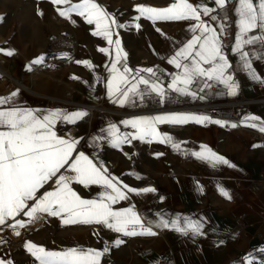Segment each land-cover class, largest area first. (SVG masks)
<instances>
[{
    "label": "crops",
    "instance_id": "obj_1",
    "mask_svg": "<svg viewBox=\"0 0 264 264\" xmlns=\"http://www.w3.org/2000/svg\"><path fill=\"white\" fill-rule=\"evenodd\" d=\"M80 2L68 0L66 4L53 5L51 0H0V67L34 68V89L51 95H60L69 89L72 90V98L80 102L69 107H45L43 99L38 96H29L25 103H18V94L14 105L3 107H26L41 113L60 109L71 113L84 112V104L112 103V112L93 119L88 126L58 121L54 131L60 137L77 141L73 156L84 153L93 163L102 164L107 173L115 178L127 199L113 204L114 209L133 207L143 218L145 226L161 216L165 219L180 217L181 224L183 218L188 217L202 224V234L193 236L189 232L181 235L170 229L152 226L156 235L123 236L95 224H62L61 217H52L47 213H38L36 219L30 220L21 212L0 225V260L10 261L11 264H38L25 249V242L53 251L72 247L102 250L104 243L108 242L109 251L102 256L101 264H264V252H261L264 249V147L259 139L262 133L243 123L244 118L250 115L264 120V104L254 101L264 96V84L250 79L239 64V56L232 52L237 31L234 13L237 0H228L223 9L218 8L214 0H189L194 6L203 4L216 9L209 16L202 15V19L216 30L231 65L228 74L239 85L236 95H228L223 85L214 91L201 93L206 79L199 78L197 86H190L194 96L167 89L172 74L179 71L167 60L191 39L189 28L195 21L158 20L153 23L144 17L134 19L139 16L137 5L163 8L173 0H95L118 24L125 25L123 28L113 27L112 39L121 41L120 48L125 55L117 67L122 71L126 65L131 70L130 83L137 69L152 68L154 72L162 71L170 76L168 80L158 77L165 88L163 101L155 93L153 97L130 94L129 101L123 106L113 102L114 98H109L107 92L108 68L116 59V45H109L103 37L93 35L95 24L88 25L84 17L74 12L67 18L58 14L57 9L70 8ZM211 16H216V20H212ZM221 17H225L228 23L225 24ZM137 24L139 29L135 26ZM228 26L230 32H226ZM65 30L70 32L69 37L63 36ZM250 35H259V32ZM100 48H107L108 52H101ZM244 50L264 54V47L259 43L247 45ZM7 51L13 54L6 55ZM50 52L67 55L69 62L51 68L46 62ZM40 57H43L40 64L32 63ZM142 58H146L148 63H139ZM78 61H88L91 67ZM252 63L264 78V60L253 59ZM1 68L9 77L10 74ZM144 75L152 78L146 73ZM5 84L0 79V97L16 91L8 90ZM138 88L143 91L145 86L139 85ZM171 94L181 95L185 100L173 99ZM233 101L239 103V119L229 123V126L188 122L180 124L184 126L183 130L172 131L166 128L167 123L157 125L159 132L180 144L178 150L168 143H160L159 139L149 142L148 139L141 141L129 137L130 142L119 147L110 143V125H115L120 135L135 134V129L125 126L123 121L177 113L209 116L205 112L173 108L186 103ZM232 124L237 127H231ZM201 145L223 156L234 167L213 166L190 154L200 151ZM177 152L189 153L191 158L183 162ZM106 161L113 163V170L108 168ZM61 174L74 175L67 168L62 169ZM70 186L84 199H97L104 191L99 185L85 187L73 182ZM149 187L155 191L139 194L127 191V188L140 190ZM221 187L229 192L230 199L220 194ZM54 188V181H50L40 194ZM28 203L32 204L31 201ZM16 220L25 224V227L16 229L20 235H16L12 227ZM161 230L164 232L160 233ZM7 238L11 239L3 240ZM117 238L124 242L119 247L112 246ZM146 244L152 247L153 253L141 257L138 248Z\"/></svg>",
    "mask_w": 264,
    "mask_h": 264
},
{
    "label": "snow or ice",
    "instance_id": "obj_2",
    "mask_svg": "<svg viewBox=\"0 0 264 264\" xmlns=\"http://www.w3.org/2000/svg\"><path fill=\"white\" fill-rule=\"evenodd\" d=\"M68 0H51L53 5L66 4ZM228 0H214L215 5L223 9ZM61 17L67 18L70 13L84 17L88 25L95 24L92 32L95 36L103 37L109 45H116V59L111 61L110 73L107 80V92L113 102L123 106L131 95L155 93L161 101L165 98V88L159 82L156 72L152 68L137 69L133 76V82L129 81L131 70L124 65L122 71L117 67L121 58L125 55L120 48L121 41L117 38L113 41V27L123 28L118 24L95 0H81L80 3L66 9H57ZM136 11L139 20L144 17L155 23L161 21H195L189 31L192 33L189 39L175 54L168 58L167 62L173 65L177 71L172 74L171 82L167 89L181 95H195L190 91V86L199 78H206L204 87L212 85L207 81H213L223 85L228 95H236L239 85L234 77L228 74L231 67L225 56L222 44L216 30L203 16H209L215 8H209L203 4L193 5L189 0H173L167 7L157 8L152 6L137 5ZM234 13L237 17L235 24V43L232 52L239 56V64L248 77L260 84H264L262 78L253 67V59L264 60V54L249 53L245 46L259 43L264 47V0H237ZM216 20V16L210 17ZM139 29L140 25H135ZM159 31V29H157ZM223 26H221V32ZM259 35H250L253 32ZM101 52H108L107 48H100ZM7 51L6 55H12ZM43 57L33 60V64H40ZM91 67L88 61H78ZM208 65V67H204ZM141 73H146L151 79ZM75 78V77H74ZM144 85L141 91L138 86ZM203 89H201L202 91ZM17 91L9 96L0 97V225H4L9 218H15L21 212L30 220L37 218L38 213H47L52 217H61L62 224H96L120 233L123 236L156 235L152 226L161 229H170L193 236L202 234V224L188 217L165 219L161 216L157 221H149L145 226L143 218L137 214L133 207L114 209L113 204L126 200L127 196L117 186L115 178L107 173L102 164L93 163L84 153L73 156L77 141L71 138H63L57 135L54 128L58 121L75 123L87 115L83 111L67 112L66 110H49L41 113L26 107L14 105ZM194 122L197 124L213 123L224 126L226 122L213 120L207 115L195 114H171L166 116L137 117L123 121L125 126L135 129V134H118L115 125H110L108 131L111 136L110 143L113 147L130 142L131 139L145 140L149 142L159 139L160 143H168L174 149H180V144L174 143L167 134L157 130V125L162 123L184 124ZM244 126L257 129L264 133V120L256 116H246ZM231 127H237L232 124ZM197 159L215 165H227L234 167L226 158L213 152L206 145H201L200 151L190 153ZM67 168L74 175L61 174V170ZM50 181H54V190H45L40 194ZM73 182L85 187L99 185L104 191L100 192L97 199L81 198L70 186ZM126 187V186H125ZM110 190V191H109ZM128 192L139 194L140 192H153V188L134 189L127 188ZM220 194L225 198H231L228 191L219 188ZM29 201L32 202L29 205ZM14 233L20 235L17 228L25 227L21 220H16L12 225ZM124 241L117 238L112 246L119 247ZM25 249L34 257L38 264H101V258L109 251L108 242L104 243L102 250L93 248H66L61 251L47 250L32 242H25ZM264 252V249H261ZM0 264H11L10 261L0 260Z\"/></svg>",
    "mask_w": 264,
    "mask_h": 264
},
{
    "label": "built area",
    "instance_id": "obj_3",
    "mask_svg": "<svg viewBox=\"0 0 264 264\" xmlns=\"http://www.w3.org/2000/svg\"><path fill=\"white\" fill-rule=\"evenodd\" d=\"M221 20L227 24L228 20L225 17H221ZM226 32H230V26H228L226 28ZM63 36L65 37H69L70 36V32L68 30L63 31ZM46 62L47 65H49L51 68H58L61 67L65 64H67L69 62V57L67 55H58L55 54V52H50V54L47 56L46 58ZM141 64L144 63H148V60L146 58H142L138 61ZM145 73H141V75H144ZM156 75L157 77H162L166 80H168L170 78V76L168 74H166L165 72L162 71H156ZM8 78L11 79V81H16L14 78H12L11 76H9ZM206 79V78H205ZM74 81H76V78L73 79ZM209 84H211V87H201V89H203L200 92L204 93L208 90L214 91L216 90L218 87H220V84H217L213 81H207ZM19 85L22 87V89L27 90V91H31L27 86H23V84L19 83ZM6 88L8 90L12 89V85L9 82H6L5 84ZM191 86L195 87L197 86V81L195 83H193ZM260 88V87H259ZM32 92V91H31ZM36 95H38L39 97H41L43 99L44 105L45 107H52V106H72V105H78L79 103L77 101H74L71 99L72 93L71 91H65L64 96L63 97H58V96H49V95H43V94H38L35 93ZM21 96V100L24 101L25 100V96L23 94H20ZM154 93H147L144 94L142 97H153ZM173 99H176L178 101H183L185 100L184 97H182L181 95H177V94H171L170 96ZM255 102L260 103V104H264V96H260L257 97L256 99H254ZM238 102L233 101V102H225V103H186L183 105H179L177 107H174V110H182V111H196V112H205L207 113L210 117L213 118H218L221 120H224L226 123V126H229V123L232 122H236L239 119V113H238ZM112 103H96V104H84V112L87 113L86 116H84L82 119L76 121V126L79 125H90V123L92 122L93 119L99 118L102 115L106 114V113H110L112 112ZM222 107L226 108V110H223ZM166 128L168 130H172V131H181L184 129L183 125L180 124H170L167 123L166 124ZM76 129V128H75ZM259 139L264 147V133L259 135ZM178 156L180 157V160L185 162L187 160H189L191 158V155L189 153H184V152H177ZM107 166L110 170L114 169V165L112 162L110 161H106ZM96 225V224H95ZM102 228L107 229L106 227H103L102 225H96ZM109 232L111 233H115L109 229H107ZM164 230H161L160 233H163ZM143 235H140V237H142ZM138 252L140 254L141 257H147L152 255L153 253V249L150 245H141L138 248Z\"/></svg>",
    "mask_w": 264,
    "mask_h": 264
},
{
    "label": "rangeland",
    "instance_id": "obj_4",
    "mask_svg": "<svg viewBox=\"0 0 264 264\" xmlns=\"http://www.w3.org/2000/svg\"><path fill=\"white\" fill-rule=\"evenodd\" d=\"M65 37V36H64ZM1 68V67H0ZM5 71L8 72V74H10V76L12 78H14L16 81H11L10 78H8L7 76H5V74L0 70V79H3V82H9L11 85H12V89L13 90H16L18 92V94H23L25 96V100L22 101L21 100V96H20V99H19V102L18 103H25L26 102V99L29 97V96H38L36 95L35 93H38V94H43V95H49V96H58V97H63L64 96V93L60 94V95H51V94H45V93H42V92H39L37 91L36 89H34V68H31L30 70L29 69H24V68H1ZM26 71V74L24 73ZM25 74L24 77L22 76V74ZM19 83L27 86L31 91H27L24 89H22V87L19 85ZM69 90V89H68ZM66 90V91H68ZM71 91L72 93V90H69ZM39 97V96H38ZM71 99L74 100L71 96ZM75 101V100H74ZM78 102V101H77ZM18 103H15V104H18ZM80 103V102H79ZM65 107H69V106H65ZM8 239H11V238H7V239H3V240H8Z\"/></svg>",
    "mask_w": 264,
    "mask_h": 264
},
{
    "label": "bare ground",
    "instance_id": "obj_5",
    "mask_svg": "<svg viewBox=\"0 0 264 264\" xmlns=\"http://www.w3.org/2000/svg\"><path fill=\"white\" fill-rule=\"evenodd\" d=\"M23 86H25V85H23ZM26 87V86H25Z\"/></svg>",
    "mask_w": 264,
    "mask_h": 264
}]
</instances>
